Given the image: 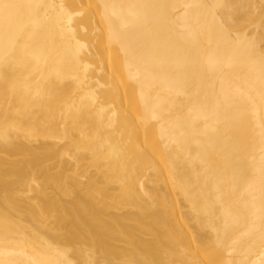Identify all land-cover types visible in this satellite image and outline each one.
<instances>
[{"label": "bare ground", "instance_id": "bare-ground-1", "mask_svg": "<svg viewBox=\"0 0 264 264\" xmlns=\"http://www.w3.org/2000/svg\"><path fill=\"white\" fill-rule=\"evenodd\" d=\"M0 264H264V0H0Z\"/></svg>", "mask_w": 264, "mask_h": 264}]
</instances>
